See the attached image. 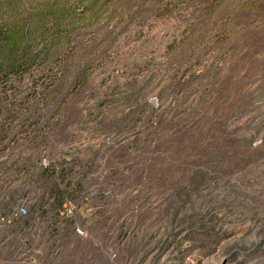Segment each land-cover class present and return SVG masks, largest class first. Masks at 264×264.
Masks as SVG:
<instances>
[{
  "label": "rangeland",
  "instance_id": "374dc122",
  "mask_svg": "<svg viewBox=\"0 0 264 264\" xmlns=\"http://www.w3.org/2000/svg\"><path fill=\"white\" fill-rule=\"evenodd\" d=\"M259 1L208 48L158 22L0 152V264H264Z\"/></svg>",
  "mask_w": 264,
  "mask_h": 264
},
{
  "label": "trees",
  "instance_id": "16d2710c",
  "mask_svg": "<svg viewBox=\"0 0 264 264\" xmlns=\"http://www.w3.org/2000/svg\"><path fill=\"white\" fill-rule=\"evenodd\" d=\"M259 3L0 0V152L17 135L32 145L47 140L51 132H29V127L51 121L65 106L77 102L96 69L118 58L122 45L144 37V31L158 22L177 20L181 40L208 48L222 43L226 32L235 35L237 14H258ZM48 112L53 114L46 118ZM60 197L59 205L62 193Z\"/></svg>",
  "mask_w": 264,
  "mask_h": 264
},
{
  "label": "built area",
  "instance_id": "2783aa9c",
  "mask_svg": "<svg viewBox=\"0 0 264 264\" xmlns=\"http://www.w3.org/2000/svg\"><path fill=\"white\" fill-rule=\"evenodd\" d=\"M26 211L24 208H20L17 213H15L14 216H22V215H25Z\"/></svg>",
  "mask_w": 264,
  "mask_h": 264
}]
</instances>
